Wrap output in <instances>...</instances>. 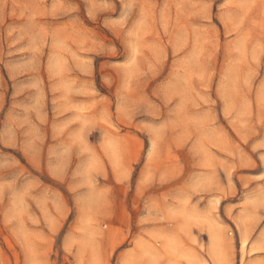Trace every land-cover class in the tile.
<instances>
[{"label": "rangeland", "instance_id": "1", "mask_svg": "<svg viewBox=\"0 0 264 264\" xmlns=\"http://www.w3.org/2000/svg\"><path fill=\"white\" fill-rule=\"evenodd\" d=\"M0 264H264V0H0Z\"/></svg>", "mask_w": 264, "mask_h": 264}]
</instances>
